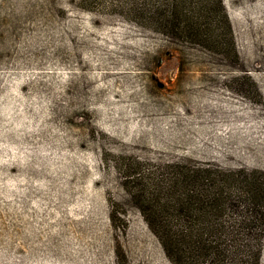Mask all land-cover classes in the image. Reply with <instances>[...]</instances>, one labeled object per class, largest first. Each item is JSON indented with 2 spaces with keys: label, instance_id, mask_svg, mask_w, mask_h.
Returning <instances> with one entry per match:
<instances>
[{
  "label": "rangeland",
  "instance_id": "obj_1",
  "mask_svg": "<svg viewBox=\"0 0 264 264\" xmlns=\"http://www.w3.org/2000/svg\"><path fill=\"white\" fill-rule=\"evenodd\" d=\"M134 1L0 0V264H174L139 181L264 178V0H222L238 59L141 25ZM238 203L223 221L262 223Z\"/></svg>",
  "mask_w": 264,
  "mask_h": 264
},
{
  "label": "trees",
  "instance_id": "obj_2",
  "mask_svg": "<svg viewBox=\"0 0 264 264\" xmlns=\"http://www.w3.org/2000/svg\"><path fill=\"white\" fill-rule=\"evenodd\" d=\"M140 1L141 5L133 8L138 13L134 20L141 25L151 27V21L157 22L174 38L217 47L226 56L238 59L222 0ZM240 77L238 90L242 94L249 96L251 89L258 93L249 75ZM172 179V185L158 187L159 182H153V191L166 189L163 197H146L141 181L136 196L144 203L140 210L149 227L174 264H260L264 237L262 173L259 177L242 176L217 167L177 165ZM158 198L160 205L156 203ZM239 198L252 207L256 205L251 213L255 217L258 214L261 224L223 221L226 211L239 205Z\"/></svg>",
  "mask_w": 264,
  "mask_h": 264
}]
</instances>
